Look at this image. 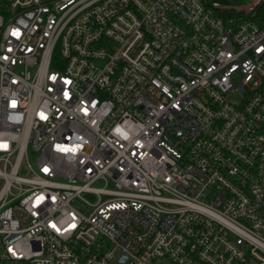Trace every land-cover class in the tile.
Instances as JSON below:
<instances>
[{"label": "built area", "instance_id": "1", "mask_svg": "<svg viewBox=\"0 0 264 264\" xmlns=\"http://www.w3.org/2000/svg\"><path fill=\"white\" fill-rule=\"evenodd\" d=\"M0 0V264H264V0Z\"/></svg>", "mask_w": 264, "mask_h": 264}, {"label": "rangeland", "instance_id": "2", "mask_svg": "<svg viewBox=\"0 0 264 264\" xmlns=\"http://www.w3.org/2000/svg\"><path fill=\"white\" fill-rule=\"evenodd\" d=\"M235 4H250L253 0H235Z\"/></svg>", "mask_w": 264, "mask_h": 264}]
</instances>
